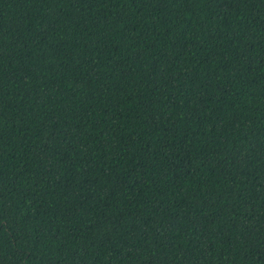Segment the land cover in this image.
Instances as JSON below:
<instances>
[{
  "label": "trees",
  "instance_id": "1",
  "mask_svg": "<svg viewBox=\"0 0 264 264\" xmlns=\"http://www.w3.org/2000/svg\"><path fill=\"white\" fill-rule=\"evenodd\" d=\"M0 264H264V0H0Z\"/></svg>",
  "mask_w": 264,
  "mask_h": 264
}]
</instances>
